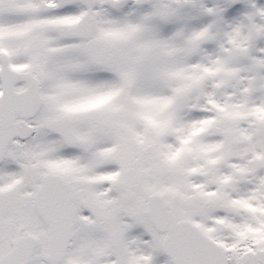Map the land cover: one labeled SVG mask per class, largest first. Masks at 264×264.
Here are the masks:
<instances>
[{"label":"snow or ice","instance_id":"snow-or-ice-1","mask_svg":"<svg viewBox=\"0 0 264 264\" xmlns=\"http://www.w3.org/2000/svg\"><path fill=\"white\" fill-rule=\"evenodd\" d=\"M0 264H264V0H0Z\"/></svg>","mask_w":264,"mask_h":264}]
</instances>
